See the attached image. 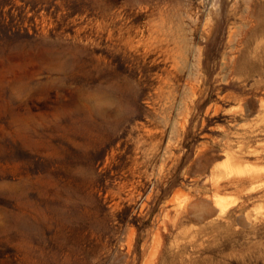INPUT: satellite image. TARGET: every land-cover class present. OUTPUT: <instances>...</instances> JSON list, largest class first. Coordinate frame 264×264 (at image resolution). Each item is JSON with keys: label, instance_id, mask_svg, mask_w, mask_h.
Returning a JSON list of instances; mask_svg holds the SVG:
<instances>
[{"label": "rangeland", "instance_id": "obj_1", "mask_svg": "<svg viewBox=\"0 0 264 264\" xmlns=\"http://www.w3.org/2000/svg\"><path fill=\"white\" fill-rule=\"evenodd\" d=\"M0 264H264V0H0Z\"/></svg>", "mask_w": 264, "mask_h": 264}, {"label": "bare ground", "instance_id": "obj_2", "mask_svg": "<svg viewBox=\"0 0 264 264\" xmlns=\"http://www.w3.org/2000/svg\"><path fill=\"white\" fill-rule=\"evenodd\" d=\"M221 165H222V164H221ZM224 166H225V165H224ZM224 168H225V167H224ZM236 168H237V167H236ZM217 169H219V168H217ZM229 169H230V168H229ZM250 170H251V169H250ZM254 170H255V169H254ZM260 170H261V169H260ZM235 171H236V170H235ZM248 171H249V170H248ZM258 171H259V170H258ZM255 172H256V171H255ZM232 173H233V172L230 171V174H232ZM237 173H240V172H237ZM217 176H218V175H217ZM228 176H229V175H228ZM213 177H214V176H213ZM213 177H212V178H213ZM212 178H211V179H212ZM217 184H218V183H217ZM255 188H256V187H255ZM259 188H260V187H259ZM251 189H252V188H251ZM223 200H225V199H222V201H223ZM228 200H229V199H228ZM222 201H221V202H222ZM225 201H226V200H225ZM218 202H219V201H218ZM180 203H181V202H180ZM215 203H216V202H215ZM222 203H223V202H222ZM204 206H205V205H204ZM219 206H220V205H219Z\"/></svg>", "mask_w": 264, "mask_h": 264}]
</instances>
